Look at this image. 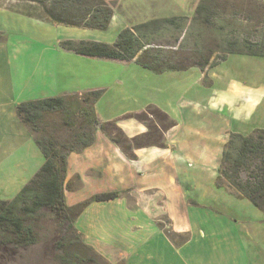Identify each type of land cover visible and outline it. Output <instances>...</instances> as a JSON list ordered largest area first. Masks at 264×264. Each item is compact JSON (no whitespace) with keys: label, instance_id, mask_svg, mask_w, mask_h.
<instances>
[{"label":"crops","instance_id":"crops-1","mask_svg":"<svg viewBox=\"0 0 264 264\" xmlns=\"http://www.w3.org/2000/svg\"><path fill=\"white\" fill-rule=\"evenodd\" d=\"M0 5L23 19L51 23L28 17L20 6ZM59 42L28 49L9 45L7 36L0 41V200L16 197L45 162L17 105L103 91L98 120L115 122L129 138L148 132L135 116L151 106L176 125L164 133L166 148L136 149L135 160L101 130L91 146L69 156L67 206L97 194H121L89 204L76 219L84 242L110 264H264V219L234 220L189 192L205 181L218 189L232 133L264 129V80L223 76L208 67L154 74L135 61L80 57ZM164 217L173 233L188 240L176 245L162 227Z\"/></svg>","mask_w":264,"mask_h":264},{"label":"trees","instance_id":"trees-1","mask_svg":"<svg viewBox=\"0 0 264 264\" xmlns=\"http://www.w3.org/2000/svg\"><path fill=\"white\" fill-rule=\"evenodd\" d=\"M17 1L27 3L25 14L28 17L68 27L106 31L119 0ZM216 1L201 0L191 19L175 16L134 24L123 29L113 44L66 40L59 45L83 58L135 61L154 74L183 72L193 67L204 71L232 55L264 59V20L257 21L260 30L254 34L243 36L236 30L226 33ZM238 13L235 10L233 14ZM246 21L251 23L253 20L247 18ZM5 39L6 34L0 32V41ZM209 39L212 40L210 46L215 47H208ZM102 95L103 91H90L17 105V115L30 130L45 162L16 197L0 200V260L35 245L36 226L41 219L50 217L65 229L57 244V250L61 252L56 260L60 264H110L84 242L75 221L89 204L114 201L121 194H97L76 206H67L64 181L68 158L91 146L97 130H101L120 146L128 159L135 160L136 149L166 148L164 133L176 123L151 106L135 116L147 125L148 132L129 138L115 122L100 123L98 120L96 104ZM216 187L227 189L237 199L249 201L264 215V129H255L247 135H230ZM166 234L173 242L175 237H183L184 242L188 240L187 235H178L171 230Z\"/></svg>","mask_w":264,"mask_h":264},{"label":"rangeland","instance_id":"rangeland-1","mask_svg":"<svg viewBox=\"0 0 264 264\" xmlns=\"http://www.w3.org/2000/svg\"><path fill=\"white\" fill-rule=\"evenodd\" d=\"M10 1V0H9ZM17 1V0H16ZM201 0H119L115 5V19L106 31L74 28L54 23H39L32 19H23L5 12L0 5V32L7 36V43L12 46L32 48L39 45L51 46L56 41H97L113 44L125 25L132 26L154 19L187 16L190 19L195 15ZM216 1V0H215ZM0 0V4L20 6L27 10V3L18 1ZM220 20L223 21L226 33L236 30L237 34L247 36L248 33L260 30L259 20H264V0H217ZM235 10L239 13L234 15ZM249 18L253 21L247 22ZM237 19V21H236ZM243 25V27H241ZM256 38V34L253 35ZM211 39L207 42L210 46ZM59 42V43H60ZM27 49V50H28ZM26 51V50H25ZM27 59L29 58L28 55ZM215 73L223 76L246 79L248 81L264 80V59L232 55L226 61L214 67ZM217 80V79H216ZM209 80H206L208 83ZM214 182L205 181L203 187H194L189 190L190 195L202 204L217 206L221 211L232 215L234 220L255 222L263 221L264 215L249 201L240 200L229 195L228 191L215 188ZM195 184V182H194ZM211 184V186H210ZM210 188L211 191L209 189ZM261 217V218H260ZM162 227L170 231V222L164 217ZM260 222V221H259ZM37 243L26 249H19L13 256L7 255L0 260V264H60L56 257L61 251L57 244L65 234L64 227L59 226L52 218H43L36 226ZM176 243L184 242V238L175 237Z\"/></svg>","mask_w":264,"mask_h":264}]
</instances>
